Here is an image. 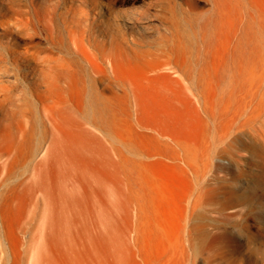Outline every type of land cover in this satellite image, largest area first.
<instances>
[{
    "label": "rangeland",
    "instance_id": "obj_1",
    "mask_svg": "<svg viewBox=\"0 0 264 264\" xmlns=\"http://www.w3.org/2000/svg\"><path fill=\"white\" fill-rule=\"evenodd\" d=\"M28 48L58 60L50 104L79 111L63 131L82 150L60 187L55 166L49 187L24 184L38 136L0 175V264H264L261 169L249 141L227 151L224 137L243 97L264 93V0H0L5 79L40 105ZM93 91L115 102L106 155L85 131L103 132Z\"/></svg>",
    "mask_w": 264,
    "mask_h": 264
},
{
    "label": "bare ground",
    "instance_id": "obj_2",
    "mask_svg": "<svg viewBox=\"0 0 264 264\" xmlns=\"http://www.w3.org/2000/svg\"><path fill=\"white\" fill-rule=\"evenodd\" d=\"M126 17L129 21L136 19V16L131 14H127ZM91 41L102 46V43L98 42L96 39H92ZM75 48L77 47L75 46ZM87 50L90 51L89 48ZM106 54L104 53V59L109 57L108 55L106 56ZM21 56L26 60L34 62L33 69H38L41 81L46 85V90L37 94V97L41 99L40 105L32 103L29 97V88L25 84L22 85L20 81L21 79L19 78L5 79V76L9 71L0 65V175L3 176L4 173H10L12 171L17 157L21 152L25 151V147H29L30 142L38 136L37 145L35 146L33 143L31 146L32 148H35L32 150V154L28 152L32 157V160L35 162L33 173H37L38 176L36 175L31 181H26L24 184L29 185L30 183V186L34 190L40 191L41 189L43 190V188L49 187L48 182H46L42 176L41 170L55 166L58 174V179L56 178V186L60 187L62 173L69 172L71 175V173H73L72 171L76 170L77 166L74 160L76 159L75 157L78 151L82 150L78 147L80 145L79 143L67 145L64 141V133L66 131H63V123L64 120H70L71 123L77 124V122L79 123L81 116L79 111L71 106L66 114L64 113L65 115L61 116V119L50 104L51 88L54 85L53 79L55 75L60 74L57 72L55 65L58 60H56L51 53L32 50V48L21 51ZM108 67H105L106 75H108ZM163 67H167V64ZM164 71L166 70L164 69ZM173 75L175 74L173 73ZM88 99V105L93 111V120L91 119L88 123L91 124V126L95 125L103 132L101 134L102 136H99L93 126V129H87L85 131L89 136H93L94 139H92V141L95 140V142L99 144V153L106 155L109 153L108 142L111 139L112 125L111 111L115 102L110 96L99 91L91 92V94L88 95ZM238 108L237 122H233V124L235 126L237 125L239 131H234L230 122H226L224 126V137L228 145L227 151L229 150V147L231 148L236 144H241L242 140L249 141L251 145V157L249 163L261 169L259 176L264 180V93L254 92L246 94L241 100ZM81 126L82 124L80 127ZM69 133L70 132H68V134ZM68 134L66 135L68 136ZM243 137H245V139H243ZM41 153L42 155H40ZM39 155L40 158H38ZM55 155H57V159H55ZM31 175L33 174L31 173ZM256 175L257 174L254 173L251 174V183L253 184H256V179L254 178ZM1 178L2 177L0 176V179ZM6 181H8V178H4L3 181H0V186Z\"/></svg>",
    "mask_w": 264,
    "mask_h": 264
}]
</instances>
